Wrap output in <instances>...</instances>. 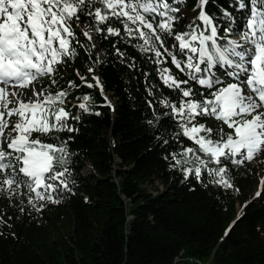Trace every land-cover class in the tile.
Instances as JSON below:
<instances>
[{
  "label": "snow or ice",
  "instance_id": "obj_1",
  "mask_svg": "<svg viewBox=\"0 0 264 264\" xmlns=\"http://www.w3.org/2000/svg\"><path fill=\"white\" fill-rule=\"evenodd\" d=\"M186 3L0 0V198L7 199L9 207L25 214L41 212L71 192L75 179L69 141L74 136L61 134L78 132L73 122L81 117L72 115L68 97L86 86L99 88L107 106L111 101L99 76L89 82L77 70L81 83L68 80L56 89V74L61 65L75 60L77 48L88 54L97 48L96 37L116 38L112 54L128 68L139 65L117 45L132 47L153 66L158 83L150 73H142L152 97L146 101L153 112L147 123L157 131L164 119L168 127L174 126L180 148L170 153L171 167L185 180L210 178L231 188L225 178L230 168L264 153V0H231L236 14L224 11L223 24L205 11L210 0H197L198 15L182 24L179 13ZM45 78L48 85L38 89L36 84ZM77 99L73 107L92 112V95ZM261 195L257 191L256 196ZM4 215L0 210V224H7Z\"/></svg>",
  "mask_w": 264,
  "mask_h": 264
},
{
  "label": "trees",
  "instance_id": "obj_2",
  "mask_svg": "<svg viewBox=\"0 0 264 264\" xmlns=\"http://www.w3.org/2000/svg\"><path fill=\"white\" fill-rule=\"evenodd\" d=\"M230 3L210 0L205 11L223 24L224 11L236 14ZM196 4L187 0L180 8L182 24L198 15ZM115 39L96 37L90 54L77 48L75 60L60 66L56 89L68 80L81 83L77 70L89 82L99 76L111 106L99 88L71 92L67 106L81 117L73 122L79 131L61 135L74 136L69 150L75 183L59 197L61 203H48L41 212L19 213L0 198L7 220L0 224V264H264V185L260 197L249 195L258 169L251 161L232 166L225 177L231 188L210 178L185 180L171 167L170 153L180 148L174 126L164 119L157 131L147 123L153 119L146 103L152 97L142 73L158 83L153 66L132 47L117 45L139 69L121 64L112 54ZM86 93L93 96L91 113L73 107Z\"/></svg>",
  "mask_w": 264,
  "mask_h": 264
},
{
  "label": "rangeland",
  "instance_id": "obj_3",
  "mask_svg": "<svg viewBox=\"0 0 264 264\" xmlns=\"http://www.w3.org/2000/svg\"><path fill=\"white\" fill-rule=\"evenodd\" d=\"M36 87L39 89L41 87L40 83L38 82L36 84ZM25 95H30L29 90H25ZM251 162L256 166L257 170V178L256 182L252 185V190L249 192V195L252 196L255 194L257 187L259 186L261 180H264V153H261L260 155L256 156L251 160ZM253 197V196H252ZM238 209L240 210V207L238 206Z\"/></svg>",
  "mask_w": 264,
  "mask_h": 264
},
{
  "label": "water",
  "instance_id": "obj_4",
  "mask_svg": "<svg viewBox=\"0 0 264 264\" xmlns=\"http://www.w3.org/2000/svg\"><path fill=\"white\" fill-rule=\"evenodd\" d=\"M116 180H118V179H116ZM263 180V179H262ZM261 180V181H262ZM262 183L260 182V184H259V186L257 187V190H256V192H255V194L253 195V197H255L256 196V193H257V191H261V188H262ZM239 213H240V211H239V209L237 210V215H239ZM237 217V216H236Z\"/></svg>",
  "mask_w": 264,
  "mask_h": 264
}]
</instances>
